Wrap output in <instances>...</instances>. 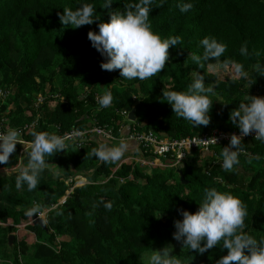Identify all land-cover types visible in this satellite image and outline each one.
I'll return each mask as SVG.
<instances>
[{
    "label": "trees",
    "instance_id": "trees-1",
    "mask_svg": "<svg viewBox=\"0 0 264 264\" xmlns=\"http://www.w3.org/2000/svg\"><path fill=\"white\" fill-rule=\"evenodd\" d=\"M104 2L0 0V88L13 91L0 101V116L11 127L38 116L35 132L51 133L55 125L61 132L83 128L94 119L116 131L129 124L124 114L135 104L136 121L130 125L160 138L180 139L212 129H238L229 119L231 111L247 94L264 96V75L256 68L264 66V0H163L162 4L153 0L148 18L152 31L162 38L179 37L180 43L169 47L164 68L145 80H128L120 77L119 70L99 67L104 58L91 46L87 32L98 31L97 24L108 22L110 13L123 12L137 0H113L107 8ZM182 2L193 7L181 13L177 4ZM84 3L93 5L98 21L79 27L60 23L58 13L65 7L75 10ZM206 36L226 48L220 57L198 67L191 56L203 54L200 41ZM236 63L243 65L246 77L232 76ZM197 72L213 92L209 124L192 127L172 112L163 92L186 91ZM105 91H111L113 100L100 108L99 97ZM39 94L48 97L36 111L33 103ZM56 94L61 99L52 98ZM11 103L14 110L7 115ZM25 138L31 141V133ZM103 141L96 138L85 149L69 146L45 157L48 163L64 166L65 177L72 175L70 164L77 172L92 171L83 184H66L65 178L46 170L31 191L25 184L16 187L18 174L0 178V264H142L144 255L166 246L181 264H216L226 254L222 242L196 253L172 237L173 222L182 218L177 209L196 211L205 188L238 197L247 207L244 231L257 241L264 239V143L242 144L246 154L239 155V164L231 171L197 151L176 167L122 164L113 171L119 160L104 163L89 154ZM214 150L220 155L221 148ZM18 151L16 145L8 163L0 167L15 166ZM27 160L28 153L24 163ZM102 201H110L111 210ZM41 210H47V229L27 225L33 241L15 236L9 246L8 235L28 221L30 211Z\"/></svg>",
    "mask_w": 264,
    "mask_h": 264
},
{
    "label": "clouds",
    "instance_id": "clouds-1",
    "mask_svg": "<svg viewBox=\"0 0 264 264\" xmlns=\"http://www.w3.org/2000/svg\"><path fill=\"white\" fill-rule=\"evenodd\" d=\"M112 3L113 0H105L103 7L107 8ZM152 3L153 0L130 2L125 6V11L110 13L108 22H99L98 31L87 32L91 46L104 58L99 65L101 70H119L122 78L145 80L164 68L169 58V47L177 46L180 38H162L152 31L148 22ZM177 7L183 13L189 11L193 5L182 2ZM95 12L96 9L91 3H84L75 10L65 7L62 14L58 13V17L61 24L79 27L91 25L94 20L98 21L99 16ZM200 44L203 54L191 56L192 62L198 67L202 61L220 57L226 48V45L208 36L202 38ZM240 52L242 55L246 54V48L242 46ZM256 68L264 75V66L257 65ZM235 73L241 78L247 75L243 65L239 63L235 64ZM194 76L186 91H166L163 92V98L171 106L172 112L178 118L189 121L192 127L207 126L212 103L209 94L213 92V87L205 86L204 76L200 73H194ZM112 100L111 91H105L99 97L100 108L108 107ZM229 119L238 127L239 135L231 134L227 146L221 148V167L225 171H231L234 165L239 164L243 136L254 132V137L264 143V96L247 94L238 108L231 111ZM31 135L27 165L20 169L15 181L17 188L25 184L29 191L37 187L39 175L50 167L45 157L65 150L66 147L64 138L56 134L33 131ZM213 142L216 143L214 137ZM18 143H22V138L16 128L8 127L6 131L0 132V164L8 163ZM127 148L128 144L125 142L113 146L100 142L89 154L98 161L115 163L121 159ZM102 203L104 208L111 210L110 201ZM198 205L197 210L192 213L177 209L182 218L173 222L174 240L196 253H204L222 242L226 254L216 264H264V239L257 241L244 231L247 207L238 197L216 188H205ZM171 251V246L150 251L147 264H181L179 259L170 255Z\"/></svg>",
    "mask_w": 264,
    "mask_h": 264
},
{
    "label": "built area",
    "instance_id": "built-area-1",
    "mask_svg": "<svg viewBox=\"0 0 264 264\" xmlns=\"http://www.w3.org/2000/svg\"><path fill=\"white\" fill-rule=\"evenodd\" d=\"M13 95L11 89L0 88V101L4 102L6 98ZM48 97L47 94H39L36 96L33 103L35 110L44 103V100ZM52 98L61 99L59 95H52ZM66 102V101H63ZM14 110V104H9L5 113L8 115L10 111ZM123 114V111L120 112ZM127 114V113H126ZM124 114V116H126ZM125 119V118H124ZM39 117H34L29 123H25L16 129L20 132L21 137L26 142L30 140L26 139L25 136L33 132L37 127ZM128 122V121H127ZM117 126L115 131L113 127L108 125H101L94 119L93 123L83 128H71L70 130L61 132L60 125L53 126V131L50 134H56L64 138L66 147H74L76 150H82L90 146L93 139L99 138L104 141L114 142H125L130 141L137 146L139 150L138 156H127L119 160L117 166L113 169H117L122 164H137L141 167H175L183 161L187 160L191 156L193 151L198 153L202 151H212L211 158L214 160L213 163L221 165L222 157L215 152V148H222L227 146L229 136L231 134L239 135V129L235 130H221L212 129L210 131L203 132L196 136H188L180 139L160 138L157 137L151 131L139 130L134 124ZM8 127H11L6 117L0 118V132L6 131ZM254 132H250L247 136L241 138L242 144H250L257 139L254 137ZM213 137L216 143L213 142ZM65 147V148H66ZM246 154V150L241 148L240 155ZM122 182V180H120ZM85 180H65L68 184H83ZM68 193V192H67ZM47 213V212H46Z\"/></svg>",
    "mask_w": 264,
    "mask_h": 264
},
{
    "label": "water",
    "instance_id": "water-1",
    "mask_svg": "<svg viewBox=\"0 0 264 264\" xmlns=\"http://www.w3.org/2000/svg\"><path fill=\"white\" fill-rule=\"evenodd\" d=\"M125 120L131 123H135L136 121V116H135V104L132 105L131 109L129 112H127L126 116H125ZM22 138V137H21ZM19 145V151L17 153V164L15 166H3L0 167V178L3 177H10L12 175H16L19 174V171L21 168L25 167L27 165V163H24V159L27 156V153L30 151V145L29 142H26L25 140H23L22 138V143L21 144H17ZM49 168L45 169L46 171H49L53 176L55 177H63L65 178V180H76V179H85L89 178L91 176L92 171H75L73 168V165L70 164V172L72 173L71 176H67L65 177L64 175V166L63 167H59L57 163L52 162L49 163ZM178 175L180 178V181L182 184H186L187 181L184 179L182 173L180 170H178ZM68 194V193H67ZM27 225L30 226H38L43 230H46V222L44 221V219L41 216H37L36 214H32L29 218V222H26V224L22 225V226H17V227H26ZM8 244L11 243L12 241V236H8Z\"/></svg>",
    "mask_w": 264,
    "mask_h": 264
},
{
    "label": "rangeland",
    "instance_id": "rangeland-1",
    "mask_svg": "<svg viewBox=\"0 0 264 264\" xmlns=\"http://www.w3.org/2000/svg\"><path fill=\"white\" fill-rule=\"evenodd\" d=\"M222 74H226V72H225V70H223L222 72H221ZM232 74V76L233 75H236L237 76V74H233V73H231ZM48 88V87H47ZM87 90V89H86ZM65 101V100H64ZM1 117V116H0ZM176 167V166H175ZM81 180H85L84 178L83 179H81ZM46 212H47V210H41V211H37V216H41L43 219H44V221H46ZM31 216V215H30ZM30 218V217H29ZM27 222H29V220L27 221ZM11 223L9 222V225H10ZM24 224H26V222H23V223H21L19 226H22V225H24ZM8 236H12V241H13V238L16 236L18 239H20V238H24L25 239V241H27V242H30V241H33V239H34V234L32 233V232H30L29 230H26V228L24 227H17V231H16V233L14 234V233H11V234H9ZM11 241V243L10 244H8L9 246H11L12 245V242ZM176 251V250H175ZM171 254V253H170ZM149 255L150 254H148V255H144L143 257H142V264H147V262H148V257H149Z\"/></svg>",
    "mask_w": 264,
    "mask_h": 264
},
{
    "label": "crops",
    "instance_id": "crops-1",
    "mask_svg": "<svg viewBox=\"0 0 264 264\" xmlns=\"http://www.w3.org/2000/svg\"><path fill=\"white\" fill-rule=\"evenodd\" d=\"M93 140H95V139H93ZM118 143H120V142H114V143L111 142L108 145L109 146H113V145H116ZM127 144H128V148L125 150V152H124L123 156L121 157V159L124 158V157H127V156H135V157L138 156L139 155V151L137 150L136 145L134 143H132V142H129ZM199 154H200V157H203V156L211 157L212 151H202Z\"/></svg>",
    "mask_w": 264,
    "mask_h": 264
}]
</instances>
